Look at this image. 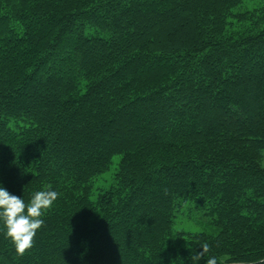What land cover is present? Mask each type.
<instances>
[{"label":"trees","instance_id":"16d2710c","mask_svg":"<svg viewBox=\"0 0 264 264\" xmlns=\"http://www.w3.org/2000/svg\"><path fill=\"white\" fill-rule=\"evenodd\" d=\"M243 1L0 0V184L59 193L22 255L0 223V264H193L203 242L197 264H264V6ZM187 202L217 233L174 228Z\"/></svg>","mask_w":264,"mask_h":264},{"label":"clouds","instance_id":"9594fccd","mask_svg":"<svg viewBox=\"0 0 264 264\" xmlns=\"http://www.w3.org/2000/svg\"><path fill=\"white\" fill-rule=\"evenodd\" d=\"M58 195L51 188L37 190L26 203L23 197L10 194L0 184V223L4 227V235L11 240L18 255L32 247L36 231L44 224L43 213L57 200ZM199 248L202 251L191 257L193 264H197L209 251V243L203 242ZM205 264H218L217 257L208 256Z\"/></svg>","mask_w":264,"mask_h":264},{"label":"rangeland","instance_id":"374dc122","mask_svg":"<svg viewBox=\"0 0 264 264\" xmlns=\"http://www.w3.org/2000/svg\"><path fill=\"white\" fill-rule=\"evenodd\" d=\"M261 6H264V0H244L240 9H254ZM113 161L114 162L109 171L97 177L95 180V194L98 189L107 188L112 184V178L116 172L119 157H115ZM174 228L176 230H186L190 232H205L209 234L217 233V229L211 225L209 216L206 214L205 210L201 207H197L195 203L191 202L184 203L183 207H181L176 213Z\"/></svg>","mask_w":264,"mask_h":264}]
</instances>
